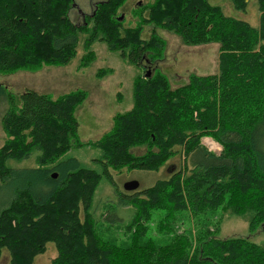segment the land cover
Segmentation results:
<instances>
[{
	"label": "trees",
	"instance_id": "16d2710c",
	"mask_svg": "<svg viewBox=\"0 0 264 264\" xmlns=\"http://www.w3.org/2000/svg\"><path fill=\"white\" fill-rule=\"evenodd\" d=\"M125 1L95 0L91 12H78L83 16L76 21L69 12L74 0H0L2 71L66 63L80 40L82 63H88L96 39L145 70L134 77L130 108L116 112L112 126L89 141L101 150L95 158L100 170L67 154L82 144L75 108L85 90L53 98L31 88L16 94L0 87L9 102L3 129L11 137L0 147V178L22 174L6 163L9 158L39 150V164L24 168L32 175L0 209V254L8 251L7 264H35L34 256L53 241L57 254L50 264H264V242L220 237V219L213 220L214 207L224 201L222 210L249 212L251 228L264 222V0H256L257 26L209 0L147 3L141 18L152 26L175 31L187 44L219 42V73H192L175 86L150 66L163 55V37L152 28L143 37V25H125L118 11ZM231 2L238 10L248 4ZM205 134L221 145L219 152L202 143ZM141 144L145 151L132 152ZM178 150L184 165L153 184L132 190L114 185L117 202L108 204L105 219L120 222L115 208L132 206L126 238L107 239L92 209L101 177L114 183L112 169L157 170ZM154 208L164 213H152ZM155 214L160 234L150 236Z\"/></svg>",
	"mask_w": 264,
	"mask_h": 264
},
{
	"label": "rangeland",
	"instance_id": "374dc122",
	"mask_svg": "<svg viewBox=\"0 0 264 264\" xmlns=\"http://www.w3.org/2000/svg\"><path fill=\"white\" fill-rule=\"evenodd\" d=\"M150 1L152 0H126L118 9L122 13L125 25L135 23L143 25V37L149 36L151 28L159 32L163 37L164 48L162 57L157 58L152 65L149 62L145 63H148L151 67L153 65L157 66V69H160L167 76L173 86L187 81L192 73L196 75L219 73L217 63L219 42L207 41L187 44L183 42L182 37L175 31L160 26H152L141 18L144 12L141 10ZM94 2L95 0H74L73 7L69 10L70 16L76 18V21H80L83 15L85 16L91 12ZM219 2L222 4V9L228 12L227 14L242 18L246 16L251 18H248L251 22H255L254 20L257 19V12H255L257 9L254 8L256 6V4L254 6L255 0H249L248 10L245 13L234 8L227 11L229 8L227 0L224 3L221 0ZM139 5L142 6L139 7ZM80 11L84 14L78 13ZM91 47L94 49L95 55L88 63H82L85 60L83 57V55L85 56V49L80 40L76 47V53L66 63L40 62L38 65L15 68L10 71L0 70V87L4 88L2 91L8 89L16 94L26 88H31L39 92H46L53 98L68 91L85 90L86 97L75 108V116L79 124L77 134L80 139L79 142H82V144L79 146L73 145L67 154L78 157L84 165L100 170L101 163L95 158L101 155V150L90 144L89 141L98 139L112 126L113 115L116 112L130 108L134 77L145 70L142 66L131 63L119 51L108 48L104 41L96 39L91 44ZM103 70L108 71L105 72ZM2 91H0V147L11 138L3 129L2 115L9 106V102L5 92ZM257 111L258 109L250 110L251 113H256ZM201 141L210 150L220 151L221 145L212 135H202ZM210 143L214 144V146H211ZM131 150L139 154L145 151V146L144 144L136 145ZM38 153L39 150L31 151L27 157L9 158L6 161L8 165L22 168L23 170L21 171L22 174H18V176L8 179L0 178V209L14 196L15 187L25 183V180L32 175L31 172L24 168L39 164ZM182 165H184L183 152L178 150L175 155L168 158L157 170L127 167H123L120 170L112 169L114 183L108 181L103 175L94 192L92 207L94 218H98L101 233L107 239L114 237L118 243H121L126 238L124 231L126 223L124 222L131 213V208H128V206H132L131 204H124L115 208L114 212L117 214L114 215L120 222L105 219V215L109 211L108 204L112 205L117 202L118 196L115 188L126 190L123 184L130 179H135L139 181V188L141 189L153 184L158 177L165 176ZM36 188L42 191L44 187L36 185ZM223 202L217 204L213 212L215 213V215L213 214V220L220 219V221L217 220L219 222L217 234L220 237L247 236L253 241L263 243L264 222H260L251 228L249 225V212L222 210L221 205ZM152 211V213H164L159 211L158 208H154ZM83 213L81 209V217H83ZM157 218L158 216L155 214L149 221L148 234L150 236L160 234L155 223ZM176 227L182 229L181 223L177 222ZM56 254L55 243L48 241L43 252L34 256V263L50 264L51 259ZM8 261L9 253L7 250H3L0 254V264H7Z\"/></svg>",
	"mask_w": 264,
	"mask_h": 264
},
{
	"label": "crops",
	"instance_id": "0c3cea01",
	"mask_svg": "<svg viewBox=\"0 0 264 264\" xmlns=\"http://www.w3.org/2000/svg\"><path fill=\"white\" fill-rule=\"evenodd\" d=\"M211 3H217V4H219L220 6H221V8H222V4L219 2V0H209ZM222 1V3H224V1L225 0H221ZM256 1V0H255ZM248 2H249V0H248ZM227 3L229 4V8H228V10L227 11H229V9H232V8H234V6H233V4H232V2H231V0H227ZM255 4H256V6H255ZM248 5V4H247ZM254 8H256L257 9V11H255V12H257V19L256 20H254L255 22H251L250 20H248V18L249 17H246L245 16V14H244V16H245V18L244 19H246V20H248L251 24H253V25H258L259 24V10H258V7H257V1L256 2H254ZM235 10H236V8H234ZM223 10V9H222ZM247 6H246V9L245 10H241L242 12H247ZM224 11V10H223ZM225 12V11H224ZM225 13H228V12H225ZM249 19H251V18H249ZM253 20V19H252ZM217 63H218V67H219V56H218V61H217Z\"/></svg>",
	"mask_w": 264,
	"mask_h": 264
},
{
	"label": "water",
	"instance_id": "95a60500",
	"mask_svg": "<svg viewBox=\"0 0 264 264\" xmlns=\"http://www.w3.org/2000/svg\"><path fill=\"white\" fill-rule=\"evenodd\" d=\"M123 186L126 190L136 189L137 187H139V181L135 179H130L126 181Z\"/></svg>",
	"mask_w": 264,
	"mask_h": 264
},
{
	"label": "built area",
	"instance_id": "2783aa9c",
	"mask_svg": "<svg viewBox=\"0 0 264 264\" xmlns=\"http://www.w3.org/2000/svg\"><path fill=\"white\" fill-rule=\"evenodd\" d=\"M210 145H211V146H214V144H212V143H210ZM211 146H210V147H211Z\"/></svg>",
	"mask_w": 264,
	"mask_h": 264
}]
</instances>
